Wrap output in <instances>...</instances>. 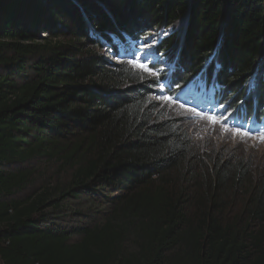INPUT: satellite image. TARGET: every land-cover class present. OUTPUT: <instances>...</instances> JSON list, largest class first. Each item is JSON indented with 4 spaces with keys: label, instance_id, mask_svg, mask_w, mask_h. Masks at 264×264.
<instances>
[{
    "label": "trees",
    "instance_id": "16d2710c",
    "mask_svg": "<svg viewBox=\"0 0 264 264\" xmlns=\"http://www.w3.org/2000/svg\"><path fill=\"white\" fill-rule=\"evenodd\" d=\"M166 27L164 91L203 74L264 120V0H0L2 264H264V168L195 147L151 64L102 54Z\"/></svg>",
    "mask_w": 264,
    "mask_h": 264
},
{
    "label": "rangeland",
    "instance_id": "374dc122",
    "mask_svg": "<svg viewBox=\"0 0 264 264\" xmlns=\"http://www.w3.org/2000/svg\"><path fill=\"white\" fill-rule=\"evenodd\" d=\"M170 33L171 29H168V27H166L164 29H160V31L149 33V35L145 37H151L153 35L158 37V41L155 43L153 49L155 51L157 44L165 39L166 36ZM128 39V41H122L121 38H114V45L117 46V51L110 44H104L101 51L104 57L107 59L108 67L116 68L117 64L115 63L120 61L121 57H128L132 61H136L135 65H140L139 63H147V69H150L149 66L151 63L138 59L140 52L144 50L145 45H138L135 40L131 38ZM138 47L140 51L136 52L135 56L132 55L131 53H133ZM109 49H111L110 52ZM159 56L160 53L158 52L156 57H154L156 62H159L163 67L169 66L167 65V59L163 55L162 58H159ZM262 64L263 60H261L258 64V69H261ZM217 88H215L214 90H201L199 88L193 87L192 85H189L188 87H185L179 94H177V100L181 103L183 109L186 111L195 112L197 120L193 119L191 120L192 124H186L188 127L189 135L195 143V147H203L205 149L209 148L216 151H221V153L225 152L233 154L234 156H246L255 166H258V169L264 168V124L259 122L257 126H255L244 121H239L237 123L230 118L227 119L225 123V117L228 114L224 113V110L220 108L219 105H217L215 109H213L212 107L213 104L216 103L213 97V93L215 90H217ZM163 93H165V98L159 95H153V97H151L154 100L156 99L157 101H159L161 103V106L166 110L170 109V111H173V113L175 112L176 117L181 116L182 112L180 111V108H176L174 103L171 102L173 100L170 99L169 96H167L168 92L163 91ZM166 99H168L169 101H167ZM219 113L224 114L219 115ZM212 117H215V123H213ZM93 207V211H98V213L100 214L105 206H98L97 204H95L93 205ZM234 210L237 209L235 208ZM74 223L77 222L75 220H72V218H69L68 222H66V224H68L69 226ZM78 223H81V221H78ZM0 264H2L1 261Z\"/></svg>",
    "mask_w": 264,
    "mask_h": 264
},
{
    "label": "snow or ice",
    "instance_id": "6c2138e0",
    "mask_svg": "<svg viewBox=\"0 0 264 264\" xmlns=\"http://www.w3.org/2000/svg\"><path fill=\"white\" fill-rule=\"evenodd\" d=\"M165 35H166V33H165ZM157 41H158V37L155 35H153L151 37L138 38V40H137L138 45H145L144 50L142 52H140L138 59L144 60L148 63H151L152 68L155 69V71L152 73V78H153V82L158 86L159 91L162 92L165 90V88H167L168 91H171L172 90L171 83L170 82L168 84L161 83L160 76L158 75L160 70L156 69V60L154 59V57H156V55L158 53V49H156L155 51L153 49H154L155 43ZM110 51H111V49H109V52ZM138 51H140L139 47L131 54L135 56L136 52H138ZM162 55L163 54H160L159 58H162ZM131 63L135 64L136 61L133 60V61H131ZM138 66L143 67V68H145V70H147V63L141 64ZM217 67L219 68V65H217ZM141 79L143 80L145 78L141 77ZM189 83L193 87L199 88L201 90H204V89L214 90L215 88L218 87V85L216 84L215 78H213V81L210 84L207 77L204 76L203 74L198 78H194L193 81H191ZM149 86H151V85H149ZM177 86H179V85H177ZM185 87H188V85H185ZM257 87H258V84H257L256 79L255 78L250 79V81L247 85L248 95L251 96ZM219 95H220V99H218L216 101V103L213 104L212 107H213V109H215L216 105H219V107L224 110V113L228 114L225 117V123H226L227 119H229V118L233 119L234 122H237V123L240 120L250 119V117L248 116V113H247V108H246L243 101L239 102L234 107L233 106V100L231 97L225 99L223 92H221ZM224 113H219V115H223ZM233 113H235V116H233ZM212 120H213V123L216 122L215 117H212Z\"/></svg>",
    "mask_w": 264,
    "mask_h": 264
},
{
    "label": "clouds",
    "instance_id": "9594fccd",
    "mask_svg": "<svg viewBox=\"0 0 264 264\" xmlns=\"http://www.w3.org/2000/svg\"><path fill=\"white\" fill-rule=\"evenodd\" d=\"M169 29V28H168ZM262 60H263V65H262V67H261V71H263L264 72V55L262 56ZM121 62V60L120 61H118V62H116L115 64H119ZM140 65L142 64V63H139ZM137 66H138V64H136ZM149 66V65H148ZM170 67L172 66L173 67V64H171V65H169ZM150 67V66H149ZM220 67V66H219ZM141 68H143V67H141ZM218 68V67H217ZM143 69H145V68H143ZM148 71L149 70H151V69H147ZM253 78H255L256 79V77L252 74V76H251V78L250 79H253ZM258 79V81L260 82V83H262L263 82V79H259V78H257ZM250 81V80H249ZM249 81H248V83H249ZM248 83H247V85H248ZM218 85V88H217V90H215L214 91V93H213V97H214V99H215V101H216V98H215V94H216V92L217 91H219L220 89H221V86L219 85V84H217ZM153 95H157V94H153ZM202 103V102H201ZM203 104V103H202ZM217 106V105H216ZM259 122H261V123H263L264 124V120H262V118L260 119H256L254 122H252V121H250V122H247V123H251L252 125H255V126H257V124L259 123ZM264 130V129H263Z\"/></svg>",
    "mask_w": 264,
    "mask_h": 264
},
{
    "label": "bare ground",
    "instance_id": "6f19581e",
    "mask_svg": "<svg viewBox=\"0 0 264 264\" xmlns=\"http://www.w3.org/2000/svg\"><path fill=\"white\" fill-rule=\"evenodd\" d=\"M122 41H124V40H122ZM104 44H105V42H104ZM156 63H159V62H156ZM257 68H258V66H257ZM163 94H165V93H163ZM167 96H169V98L173 100L171 102H173L174 104L177 102V103H179L181 105V103L177 100L178 95L173 97L170 93H167Z\"/></svg>",
    "mask_w": 264,
    "mask_h": 264
},
{
    "label": "built area",
    "instance_id": "2783aa9c",
    "mask_svg": "<svg viewBox=\"0 0 264 264\" xmlns=\"http://www.w3.org/2000/svg\"><path fill=\"white\" fill-rule=\"evenodd\" d=\"M43 35H46L45 33Z\"/></svg>",
    "mask_w": 264,
    "mask_h": 264
}]
</instances>
